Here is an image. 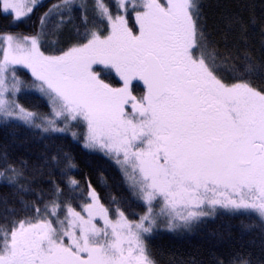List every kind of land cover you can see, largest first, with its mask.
<instances>
[{
    "label": "snow or ice",
    "instance_id": "obj_1",
    "mask_svg": "<svg viewBox=\"0 0 264 264\" xmlns=\"http://www.w3.org/2000/svg\"><path fill=\"white\" fill-rule=\"evenodd\" d=\"M114 2L115 12L106 0H58L40 32L0 33V118L45 133L82 129L73 138L120 166L143 211L130 218L115 197L106 206L91 184L82 191L68 175L75 167L68 154L71 196L52 180L45 198L31 187L25 162L7 165L0 179L15 203L0 198V264H157L147 241L161 226L190 231L220 210L247 217L245 231L264 230V82H256L264 64L245 51L242 67L229 65L201 24L197 0ZM38 3L0 0V17L18 26ZM53 15L56 28L72 23L77 39L46 53ZM232 22L246 40L242 18ZM19 69L32 82L21 81ZM22 85L47 98L49 114L17 102ZM28 192L38 199H26ZM229 264L252 260L237 255Z\"/></svg>",
    "mask_w": 264,
    "mask_h": 264
},
{
    "label": "trees",
    "instance_id": "obj_2",
    "mask_svg": "<svg viewBox=\"0 0 264 264\" xmlns=\"http://www.w3.org/2000/svg\"><path fill=\"white\" fill-rule=\"evenodd\" d=\"M57 2L44 0L18 26L0 17V33L34 35L40 32L41 17ZM91 2L86 0L88 4ZM106 3L113 12L116 11L114 0H106ZM197 3L201 24L209 40L220 56L231 58L229 65L242 67L245 51L255 61L264 64V0H197ZM88 14L91 17V9ZM74 15V23L80 25V11L77 10ZM253 16L254 23L250 19ZM233 17L242 18L247 26L246 40L241 39L240 25L234 22L230 24ZM50 19L47 34L42 38V50L46 53L64 49L77 39L72 23L56 28L58 18L53 15ZM128 19L130 26H133L132 13H129ZM101 28L106 32L103 23ZM220 70L228 75L227 66ZM17 75L25 84L33 80L25 69H19ZM112 82L116 83L115 79ZM256 82H264V77L258 76ZM16 100L22 107L37 114H49L51 111L47 98L35 88L22 85ZM81 130L73 128L64 133H45L22 121L0 118V169L25 162L31 187L37 192L43 190L45 198L49 195L52 180L61 185L66 196H71L73 194L69 192L64 174L65 154H68L75 165L67 169L68 175L79 181L82 191L86 192L91 184L103 204L114 207L112 198L115 197L130 218H137L136 214L143 211V205L132 196L120 167L103 153L84 148L82 139H74L72 131ZM53 156L56 160H52ZM35 169H39V172H35ZM12 191L0 179V198L7 197L10 204L15 203ZM24 195L28 200L38 199L35 192ZM74 204L78 208L79 201H74ZM248 222L245 216L220 210L215 217L205 218L190 231L170 232L161 226L148 238L147 243L157 264H219L220 261L229 264L237 255L250 257L252 264H264V230L259 227L251 231L243 230L242 223Z\"/></svg>",
    "mask_w": 264,
    "mask_h": 264
},
{
    "label": "rangeland",
    "instance_id": "obj_3",
    "mask_svg": "<svg viewBox=\"0 0 264 264\" xmlns=\"http://www.w3.org/2000/svg\"><path fill=\"white\" fill-rule=\"evenodd\" d=\"M44 0H39V3L38 4H42V2H43ZM52 3V2H51ZM49 5H51V4H49ZM132 17H133V22H134V24H133V27H135V18H134V14H132ZM27 72H28V70L27 69H25ZM30 75H31V73L30 72H28ZM119 166V165H118ZM120 167V166H119Z\"/></svg>",
    "mask_w": 264,
    "mask_h": 264
}]
</instances>
